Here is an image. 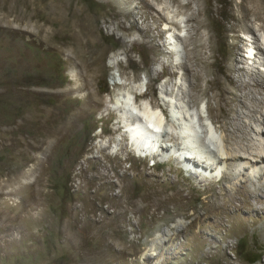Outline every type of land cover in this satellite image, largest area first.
<instances>
[{
    "label": "rangeland",
    "instance_id": "obj_1",
    "mask_svg": "<svg viewBox=\"0 0 264 264\" xmlns=\"http://www.w3.org/2000/svg\"><path fill=\"white\" fill-rule=\"evenodd\" d=\"M148 1L173 24L168 38L165 22L156 24V12L142 0H0V264L264 263V211L258 209L240 210L232 225L221 224L218 235L226 230L236 235L228 236L220 249H190L186 230H197L191 226V213L201 214L215 196L221 198L225 185L219 174L228 170L226 165L207 170L203 164L182 160L222 154L221 131L212 127V141L202 127L209 123L207 112L218 115V125L223 126L240 107L225 77L209 89L207 79L213 75H205L199 66L202 80L192 89V75L180 67L188 55L209 65H247L237 61L243 57L240 33L262 37L264 0ZM194 13L206 23L198 33L193 29L196 21H189ZM190 35L194 39L188 40ZM235 43L240 50L233 48ZM75 66L77 75L72 72ZM211 67L217 72V64ZM231 75L236 78L237 71ZM164 86L175 95L186 94L184 102L172 98L173 119L166 121L174 126L161 129L155 139L158 148L151 147L146 156L126 131L128 148L121 151L126 127L115 131L120 118L115 98L126 89L145 88L147 98L163 102ZM91 94L97 104L88 102ZM187 102L189 115L183 112ZM189 120L199 129L191 147L183 138ZM174 142L182 149L171 150ZM161 146L168 150L161 152ZM95 158L107 167L99 169L108 173L113 186L88 180V188L80 191V173H95ZM255 166L247 172L260 167ZM123 173L129 210L116 221L117 229L94 238L88 225L112 215ZM259 182H264V173ZM260 198L256 206L264 209V197ZM249 215L255 220L254 230L241 226V217ZM106 243L113 249L101 248ZM178 243L183 246L174 252ZM122 245L124 253L118 251Z\"/></svg>",
    "mask_w": 264,
    "mask_h": 264
},
{
    "label": "bare ground",
    "instance_id": "obj_2",
    "mask_svg": "<svg viewBox=\"0 0 264 264\" xmlns=\"http://www.w3.org/2000/svg\"><path fill=\"white\" fill-rule=\"evenodd\" d=\"M142 1L143 3L141 2L140 3L144 4L148 8V10H153L156 12V13L154 12L155 14L153 16L154 21H156V24L159 21H164L165 28H167L168 26L169 28L168 30L170 32V28L171 27L173 28V24L171 23L170 20H168L169 19L168 17H166L159 11L160 7L156 8L155 4L150 3V1L148 0H142ZM157 1L160 0H154V2ZM169 2L173 4L177 2V0H170ZM189 5L190 2L188 1L183 6L188 8ZM165 7L163 6L161 9L164 10L166 9ZM195 14L196 13L190 16L189 21H193V20L196 21L195 22L196 25L195 27H193V29L195 32H197L200 28L205 27L206 23H204L202 20L201 21H199V19L197 20L198 16L197 14L196 15ZM141 17L143 18V21H146L147 19L146 16H141ZM63 22L60 24H63ZM132 27H135L134 21L131 23V28ZM248 32H252V28L251 29L249 28ZM193 36L190 35L188 40L192 39ZM253 38L256 37L253 36ZM257 42H258V46L261 49L259 48L257 49L258 50L257 55H254L253 56L254 59H252L249 62L250 64L246 63L247 65L245 66L233 67V65L231 64L227 68L221 62L215 61L214 63L217 64L218 68H217V72H214L210 69V67L214 63H211L212 65L210 64L211 65L210 66L207 62L195 56H189V55L187 56V62L180 64V67H183L187 70L186 73H190L192 75V78L195 82L192 84V89H195L198 85H200V81L202 80V74L200 73L202 70L204 71L205 75H213V79H207V84L209 89L211 88L214 81L220 80L221 76L225 77L227 81L233 86L232 88L229 89V92L233 94L232 99L233 101H237L240 107L239 109L232 110L233 112L232 118L229 121H226L223 126L218 125L219 124L218 115L209 114V112H207L208 114L206 115V118L207 121L209 122L208 124H210L211 128L213 127L216 132L218 130L221 131V139L223 143L222 154L216 155L215 153L212 155L209 153L207 155H203L204 157L203 159L202 157L195 156L192 157L191 159L184 158L182 160L183 162L186 163L191 162L193 165L196 166H198L199 164L201 165L203 164L205 165L207 170H217L218 168L217 166L219 165H226L228 170L225 173L219 174L220 175L219 181L223 183V185H225L224 192L219 194L221 198L218 200L216 199L215 196L214 201L211 204L204 206L203 213L201 214L200 213L198 214L196 212L191 213L193 216V222L191 226H197V230L189 231V229H187L186 233L188 237L186 239L189 240V242L191 243L190 249L193 253L202 250L203 247H207L208 252H212L213 249L218 250L220 249L221 244L225 242L228 236L229 237H232L233 235L235 236L236 235L235 232L232 231L228 232V230H226L223 235H218V230L220 229L221 224L225 223V221L229 223V225H232V223L235 222V218L238 215V211L246 210L250 212L256 209L264 211L263 208L261 207L258 208L256 206L257 203H261L262 199L260 197L261 196L264 197V182L263 183L259 182L262 174L264 173V167H261V165L264 164V113L262 111L264 109V53L261 51L264 50V33L261 38L257 39ZM170 45L176 48L174 43L172 44L170 43ZM238 45H239L238 43H235V45L233 44V48H237V50L238 49L240 50L241 48H239L240 46L238 47ZM251 45L252 42H249L248 48H250ZM248 52L251 53V50H248ZM244 59L245 58L242 57L241 59L240 58L237 59V61L244 62ZM95 61H98V55L95 57ZM188 62L190 64H188ZM199 66L201 67V71L197 69V67ZM193 67L195 68L193 69ZM232 70L237 71L236 78H234L231 75ZM72 72L74 75H77L76 66L73 68ZM137 94H139V97H141L140 100H138ZM160 94H161V98L163 99V102H159L158 98L156 99L147 98L146 96L148 95V93L145 92L143 93L141 91L136 92L133 91L132 89H126L121 97L115 98L117 104L116 110L118 111V113H120L119 114L120 118L117 121L118 126L116 127L115 131L122 130L121 127L125 125L124 126L126 127L125 131L128 132L127 135L130 137L131 142L133 143L137 151L142 154L145 153V151H146V155L149 154L150 153L149 150L151 149V147L156 146L155 143L157 144L156 142L157 140L155 141V139L159 134H161V129L163 128L165 129V126H170V125L174 126L172 124L173 122L169 124L167 123L166 120L163 121L159 111L161 110L160 112L164 114V108L166 107H168L169 111L170 110L173 111L172 98H175L177 101L184 102L185 101L184 97L186 96V94H184L183 92L181 93L180 96L178 94L175 95L174 91L169 90L168 86H164ZM201 94L203 96H206V91H203ZM191 97L194 99V95ZM135 101L137 102V105H135ZM88 102L93 104L98 103L94 99L93 94L89 95ZM175 107H177V109H180L181 104L179 103L176 106L175 103ZM185 107L186 108L183 112L189 115V112L188 111L186 112V110L190 108L188 102L187 104L185 103ZM177 109L175 110L176 112L178 111ZM202 116L204 115L202 114ZM182 117L186 118L185 115H182ZM183 129L185 132L183 138H185V140L188 142V145H190V147L193 146L194 143L192 141H194L193 136L196 130L192 126V122L190 120L185 122ZM125 131L122 137L123 143H122V147L120 148L121 151H124L128 148L127 137L125 134L127 132ZM181 134L183 133L181 132ZM163 136L167 137V134L166 135L163 134ZM173 138L174 140H176V137L173 136ZM106 147L107 146L103 145L100 148L102 151H104ZM159 149H161V152L162 151L166 152L168 150L167 146H161V148ZM173 149L178 151L182 148L180 147L178 142H174V144H172L171 150ZM92 163L95 166V173H93L90 177H86L84 171L80 173L81 183L78 185L80 191L82 190V188L85 189L88 188L89 186L88 180H93L96 182L98 180H103L104 181L103 187L105 183L106 184L110 183V180L109 179L107 180L108 173L105 172V170L104 171L101 170L103 171L101 172L99 169V167H103L107 170V167L103 165L104 163L98 158H95V160ZM256 164L257 165L259 164L260 167L256 168L253 173L251 174L248 173L247 172L248 167H252V168L257 167L255 166ZM126 180H127L126 176L123 173V176L118 180L120 192L116 195V202L111 204L113 207L112 215L102 216L98 220L91 222L88 225L92 237L99 238L102 233L105 232L111 233L112 229H117L116 221L118 219H121L123 215H125L126 212L129 210L128 209L130 205L128 204L129 194L125 184ZM101 186H99V189L98 188L96 189V192L102 188ZM109 186L112 187L113 183H110ZM156 191L157 190L155 189L154 196L158 195ZM240 196L242 197L241 198L242 201L240 200ZM249 197H252L255 203L250 202L248 199ZM238 200L240 201V203L238 205H236V203L234 204V202ZM131 205L133 206L134 204ZM228 205L230 206L229 208L232 209L231 213H229L230 210L227 211L226 209L228 208ZM130 211L133 210L130 209ZM105 212L106 210H104L103 213ZM81 222H82L81 226L84 225L85 221L81 220ZM241 223H242L241 225L242 228L245 229L247 227H251L254 230L255 220L252 219L250 215L244 218L241 217ZM263 232H264V228H263ZM174 235L176 236L177 234L174 233ZM182 246H183L182 243H178L175 247L174 252L179 251L182 248ZM101 248L110 249L112 247L111 245L106 243V244H102ZM118 251L124 253L126 251V248L124 246L120 247ZM223 253L225 254L224 251ZM227 262L228 264H230L229 261Z\"/></svg>",
    "mask_w": 264,
    "mask_h": 264
}]
</instances>
